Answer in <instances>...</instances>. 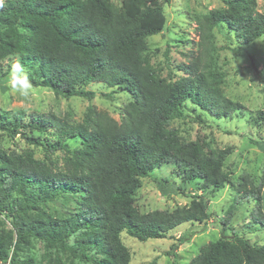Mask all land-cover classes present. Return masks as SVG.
Instances as JSON below:
<instances>
[{
  "label": "trees",
  "instance_id": "trees-1",
  "mask_svg": "<svg viewBox=\"0 0 264 264\" xmlns=\"http://www.w3.org/2000/svg\"><path fill=\"white\" fill-rule=\"evenodd\" d=\"M170 2L0 4V62L19 57L33 88L90 101L96 94L84 87L97 83L127 94L129 100L119 122L94 106L87 107L79 123L53 115L24 123L21 113L0 111V133L23 135L28 144L44 150L41 160L31 151L0 149V264H129L122 232L145 242L209 219L208 205L199 196L170 212L140 213L134 206L135 192L141 179L165 165L181 169L182 179L199 183L202 190L219 191L229 184L223 168L229 149L206 150L198 141L184 140L171 124L190 118L189 105L215 119L240 109L222 93L214 29L225 27L240 45H249L264 36V13L257 10L256 0H222L224 8L197 20L196 50L180 68L182 77L166 81L150 64L147 39L164 29V6ZM28 129L51 130L57 141L43 145L24 135ZM70 140L77 142L72 150ZM58 150L63 153L60 166L50 158ZM247 183L242 178L234 192L260 205V188L247 189ZM57 199L72 202L74 208L51 214L48 206ZM257 208L253 222L264 226ZM191 236L177 238L174 248L188 247ZM35 242L44 249L39 261L25 256ZM189 264H264V244L251 245L240 237L231 241L221 234Z\"/></svg>",
  "mask_w": 264,
  "mask_h": 264
},
{
  "label": "rangeland",
  "instance_id": "rangeland-1",
  "mask_svg": "<svg viewBox=\"0 0 264 264\" xmlns=\"http://www.w3.org/2000/svg\"><path fill=\"white\" fill-rule=\"evenodd\" d=\"M119 1L111 0L114 4ZM256 3L257 10L264 13V0H256ZM222 8V0H171L164 6V29L147 39L150 64L160 78L176 81L182 77L180 68L190 61L196 50L197 20L212 10ZM214 36L216 67L223 74L222 93L239 104L240 109L230 116L215 119L197 108L192 111L189 105L186 112L190 118L175 121L171 127L177 129L184 140L198 141L206 150L228 148L229 155L223 168L228 173L229 184L219 191L202 190L197 185L199 183L185 182L181 169L174 165H165L149 178L141 179L134 196V206L140 213L155 210L170 212L188 206L193 196H199L207 203L210 217L203 223L183 224L168 232L166 238L145 242L122 232V243L130 253L129 264H189L203 246L220 239L221 234L231 241L240 237L251 245L264 244V226L253 222L257 207L264 218V36L245 46L240 45L225 27L215 28ZM14 58L0 62V75H5L0 81V111L21 113L24 123L37 122L40 117L49 115L79 123L87 107L94 106L119 122L121 109L129 101L128 95L101 84L84 87L96 94L90 101L81 97L64 99L55 96L49 89L33 87L28 97H21L8 83L10 62ZM258 116H263V119L257 124L255 119ZM197 117L200 120H196ZM24 135L36 138L43 145L57 141L51 130L39 133L28 129ZM68 143L71 150L77 147L75 141ZM0 149L17 153L31 151L35 159L44 158V150L28 144L23 135L10 138L0 133ZM62 157L60 150L50 156L58 166ZM244 177L249 182L247 189L252 185L260 188V205H256L255 198H242L234 192ZM73 208L72 202L64 204L57 199L48 206V211L52 214L57 210ZM186 234H192L190 245L183 249L179 246L174 248L176 239ZM43 252L42 244L35 242L25 256L39 261ZM172 253L176 256L173 257Z\"/></svg>",
  "mask_w": 264,
  "mask_h": 264
},
{
  "label": "clouds",
  "instance_id": "clouds-1",
  "mask_svg": "<svg viewBox=\"0 0 264 264\" xmlns=\"http://www.w3.org/2000/svg\"><path fill=\"white\" fill-rule=\"evenodd\" d=\"M2 4V0H0ZM8 83L13 91L21 97H28L33 87L29 80V74L21 63L19 57L14 58L10 62V69L8 72Z\"/></svg>",
  "mask_w": 264,
  "mask_h": 264
}]
</instances>
